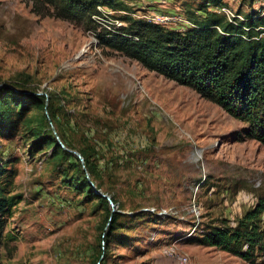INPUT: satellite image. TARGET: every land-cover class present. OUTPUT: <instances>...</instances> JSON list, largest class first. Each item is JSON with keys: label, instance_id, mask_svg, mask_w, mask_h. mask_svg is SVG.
<instances>
[{"label": "rangeland", "instance_id": "rangeland-1", "mask_svg": "<svg viewBox=\"0 0 264 264\" xmlns=\"http://www.w3.org/2000/svg\"><path fill=\"white\" fill-rule=\"evenodd\" d=\"M119 1L127 12L101 9L93 31L0 0V85L37 99L0 127V165L19 197L0 264H241L195 239L264 197V147L243 138L245 123L102 50L96 35L126 27L119 17L177 32L205 11L242 21L264 0ZM82 176L113 208L69 186Z\"/></svg>", "mask_w": 264, "mask_h": 264}, {"label": "trees", "instance_id": "trees-1", "mask_svg": "<svg viewBox=\"0 0 264 264\" xmlns=\"http://www.w3.org/2000/svg\"><path fill=\"white\" fill-rule=\"evenodd\" d=\"M24 1L30 3L36 16L81 23L93 31L98 24L93 17L102 16L101 9L127 12L119 0ZM117 20L127 26L96 35L102 50L192 90L229 117L245 123L243 138L264 147V10L237 22L205 11V18L193 21V27L185 32L131 17ZM35 98L9 86L0 88V127L12 124L13 118H23L37 104ZM45 145L68 154L53 137ZM12 172L0 165V178L9 174L7 181H0V251L7 220L19 198L12 194ZM80 183L69 186L84 192L86 200L107 201L95 193L86 177L82 176ZM195 240L245 264H264V197L232 224L222 220L209 225Z\"/></svg>", "mask_w": 264, "mask_h": 264}, {"label": "water", "instance_id": "water-1", "mask_svg": "<svg viewBox=\"0 0 264 264\" xmlns=\"http://www.w3.org/2000/svg\"><path fill=\"white\" fill-rule=\"evenodd\" d=\"M5 86H6V85H0V88L5 87ZM57 141H58L57 143H58L63 149H65V148L63 147V145L61 144V142L58 140V138H57ZM65 150H66V149H65ZM66 151H68V152L72 153L73 155H75V156L78 158V160H79L81 163H83V159H82V157L80 156V154H78L77 152H74V151H69V150H66ZM95 193H96L97 195H99V196L105 198V199L108 201L109 205L113 208V204H112V202H111V200H110V198H109L108 196L103 195V194H101V193H99V192H97V191H95ZM112 213H114V212L112 211Z\"/></svg>", "mask_w": 264, "mask_h": 264}, {"label": "built area", "instance_id": "built-area-1", "mask_svg": "<svg viewBox=\"0 0 264 264\" xmlns=\"http://www.w3.org/2000/svg\"><path fill=\"white\" fill-rule=\"evenodd\" d=\"M93 19L98 23V21L97 20H99V17H93ZM147 21L148 22H151V23H154V24H156L154 21H152V20H148L147 19ZM105 27V29H107V30H111L109 27H106V26H104ZM178 260L181 262V264H186L187 263V259L185 258V257H182V256H179L178 257Z\"/></svg>", "mask_w": 264, "mask_h": 264}, {"label": "crops", "instance_id": "crops-1", "mask_svg": "<svg viewBox=\"0 0 264 264\" xmlns=\"http://www.w3.org/2000/svg\"><path fill=\"white\" fill-rule=\"evenodd\" d=\"M241 261V260H240ZM241 264H243V262L241 261Z\"/></svg>", "mask_w": 264, "mask_h": 264}]
</instances>
